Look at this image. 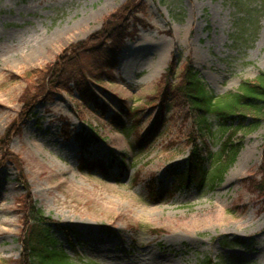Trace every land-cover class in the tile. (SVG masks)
Wrapping results in <instances>:
<instances>
[{"label": "rangeland", "instance_id": "374dc122", "mask_svg": "<svg viewBox=\"0 0 264 264\" xmlns=\"http://www.w3.org/2000/svg\"><path fill=\"white\" fill-rule=\"evenodd\" d=\"M126 1L0 0V140L24 114V94H34L35 79L24 74L87 41ZM134 2L145 24L114 50L115 67L100 52L82 56L86 77L79 87L87 83L105 111L83 102L71 82L70 92L53 87L44 98L34 94L32 113L17 125L9 148L21 157V169L10 161L0 168V264L20 256L18 199L26 192L45 216L72 229L59 242L77 260L264 264V198L252 185L261 177L264 121L245 134L212 189L191 184L170 193L171 170L190 149L192 124L183 108L162 109L163 125L146 144H136L161 116L149 98L172 54L179 56L178 71L190 60L217 96L264 71V0ZM116 114L121 124L111 121ZM78 133L90 137L85 148ZM205 141L211 151L219 148L218 137ZM82 157L111 165L105 173L82 170ZM148 182L163 192L160 201L151 199Z\"/></svg>", "mask_w": 264, "mask_h": 264}, {"label": "trees", "instance_id": "16d2710c", "mask_svg": "<svg viewBox=\"0 0 264 264\" xmlns=\"http://www.w3.org/2000/svg\"><path fill=\"white\" fill-rule=\"evenodd\" d=\"M142 5H144L143 2L140 6ZM138 12L142 10L136 8L134 0H127L118 11L104 20L101 29L90 35L87 41L79 42L66 49L56 63L49 64L41 70L26 72L23 78L28 82L35 79L33 92L37 96H43L45 91L50 94L53 87L70 92L72 88L69 84L74 82L80 99L104 112L103 105L88 89L87 83L83 88L79 87L81 78L86 77L82 56L100 52L98 54L107 59L108 68L113 69L116 64L114 50L124 39L136 33L137 25L145 24L136 16ZM130 25L133 27L132 32H129ZM177 57H179L177 54H172L158 81L157 92L149 98L150 104L158 103L161 116L153 120L144 135L137 136L136 144L138 147L146 144L163 125L162 109L169 108V105L183 108L184 118L189 119L192 124L188 135L190 149L181 167L171 170L173 184L170 193L188 188L191 184L199 188L212 189L221 181L224 172L235 160L245 134L256 130L264 121V71H260L252 80L241 81L236 91H228L217 96L190 60H186L178 71L179 58ZM111 74L109 72L110 77ZM176 78L178 80L174 81ZM27 93L22 98L23 103L27 104L24 114H20L17 118L16 125L11 124L6 129L0 140V168L10 161L17 164L19 170L21 169V157L10 151L9 144L12 135L20 130L17 125L33 111L34 103L30 102L31 100L34 102V94L31 95L29 90ZM110 118L117 124L122 122L117 114ZM237 134L240 136H236ZM217 137L219 148L216 152H212L205 140ZM89 138L81 133L75 136L76 141L83 148L89 144ZM207 161H211L209 167L206 166ZM80 163L82 170L92 171L97 167L104 173L107 172L106 166L111 165V163L105 165L100 160H88L83 157L80 158ZM259 171L261 177L252 181V185L253 189L264 198V136ZM146 187L152 200H161L164 195L162 191L155 190L151 182H148ZM18 201L20 202L19 210L22 212V221H20L22 227L19 234L21 252L15 264H97L93 261L77 260L60 247L59 234H67L72 229L45 216L32 201L29 193L26 192ZM201 264L221 263L204 261Z\"/></svg>", "mask_w": 264, "mask_h": 264}, {"label": "bare ground", "instance_id": "6f19581e", "mask_svg": "<svg viewBox=\"0 0 264 264\" xmlns=\"http://www.w3.org/2000/svg\"><path fill=\"white\" fill-rule=\"evenodd\" d=\"M46 50H49V48L48 47H46ZM10 149V148H9Z\"/></svg>", "mask_w": 264, "mask_h": 264}]
</instances>
